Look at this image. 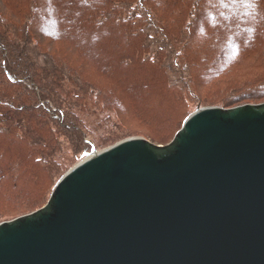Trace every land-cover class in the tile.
Segmentation results:
<instances>
[{
    "label": "trees",
    "instance_id": "16d2710c",
    "mask_svg": "<svg viewBox=\"0 0 264 264\" xmlns=\"http://www.w3.org/2000/svg\"><path fill=\"white\" fill-rule=\"evenodd\" d=\"M0 4V221L41 206L67 159L98 148L84 106L93 92L116 119L130 114L159 143L193 104L232 107L264 96V0ZM45 37L72 51L50 52ZM243 63L253 68L241 72ZM144 87L161 91L163 118L138 92Z\"/></svg>",
    "mask_w": 264,
    "mask_h": 264
},
{
    "label": "water",
    "instance_id": "95a60500",
    "mask_svg": "<svg viewBox=\"0 0 264 264\" xmlns=\"http://www.w3.org/2000/svg\"><path fill=\"white\" fill-rule=\"evenodd\" d=\"M240 103L92 149L0 221V264H264V98Z\"/></svg>",
    "mask_w": 264,
    "mask_h": 264
},
{
    "label": "rangeland",
    "instance_id": "374dc122",
    "mask_svg": "<svg viewBox=\"0 0 264 264\" xmlns=\"http://www.w3.org/2000/svg\"><path fill=\"white\" fill-rule=\"evenodd\" d=\"M0 10L5 11L4 8L1 6V4H0ZM39 24L42 27H44L45 25V23L43 24L42 22H39ZM39 24H38V27H39ZM91 38H94V34L91 36ZM88 39L90 38L88 37ZM41 40H43V42L46 44L45 45L46 49L49 50L50 52L57 51L59 53H63V52L65 53V52L72 51L71 48L65 43L51 41L46 37L45 39L41 38ZM82 68H90V67L83 66ZM249 68H253V65L252 64L247 65V63H243V68L240 70L241 72H243V71H247ZM155 88L156 87H153V88L144 87L142 90L139 89L138 92L144 98L146 96L150 97V99H147V102L153 108L155 115L159 116V118H163L166 112V106H161L160 104V99L163 97L161 91L158 89L159 94L156 92L154 93L157 95V97L147 94V92H150V94H152L153 93L152 91ZM263 98L264 96L256 97L252 99L251 101H255V100H259ZM245 100L250 101V99H243L237 102L238 103L247 102ZM173 103L174 102H171L168 105L172 106ZM84 104H85L84 106H85V114H86V123L89 127L88 128L89 135L98 145V148H92V149H99L109 144L110 140H108L107 137L111 134H116V135L124 134L123 136H119V138L135 136V137H143L146 139H150L148 136L149 130L145 129L146 127L142 123L136 121L134 117L126 113L123 116H120L121 121H119L118 119H116L112 109L104 108L100 104H98V102H96L94 92L90 96H88L86 100H84ZM204 105H209V104H204ZM199 106H202V105L193 104L191 108H195ZM92 149L89 152H91ZM84 156L82 155L78 159V161L82 159ZM76 162L77 160H73L71 157H69L67 159V163H68L67 167L71 166L72 164Z\"/></svg>",
    "mask_w": 264,
    "mask_h": 264
}]
</instances>
